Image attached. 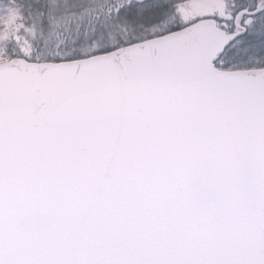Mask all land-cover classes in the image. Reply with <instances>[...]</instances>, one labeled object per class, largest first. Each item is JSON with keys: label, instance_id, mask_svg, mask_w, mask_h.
Instances as JSON below:
<instances>
[{"label": "snow or ice", "instance_id": "obj_1", "mask_svg": "<svg viewBox=\"0 0 264 264\" xmlns=\"http://www.w3.org/2000/svg\"><path fill=\"white\" fill-rule=\"evenodd\" d=\"M0 264H264V0H0Z\"/></svg>", "mask_w": 264, "mask_h": 264}]
</instances>
